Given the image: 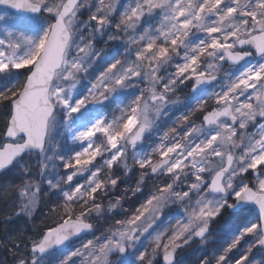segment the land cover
I'll return each mask as SVG.
<instances>
[{"label":"snow or ice","instance_id":"snow-or-ice-1","mask_svg":"<svg viewBox=\"0 0 264 264\" xmlns=\"http://www.w3.org/2000/svg\"><path fill=\"white\" fill-rule=\"evenodd\" d=\"M0 6V110L7 114L0 172L22 173L12 186L17 215L31 217L41 195L26 158H37L40 181L60 198L50 209L54 223L26 255H17L19 243L8 246L14 264H114V256L116 264H156L158 256L175 264L177 249L204 239L225 209L250 208L256 222L229 229L231 242L203 264H257L253 248L264 250V0H0ZM106 34L124 48L122 59L97 49ZM188 84L193 95L186 105L195 106L158 132L161 117L179 103L171 96ZM118 100L119 115L109 118L103 110ZM197 113L199 123L192 119ZM130 152L140 170L132 195L148 177L163 179L96 236L91 217L103 213L99 201L118 186L117 171H132ZM123 198L108 211L122 208ZM88 233L93 238L82 240ZM245 237L252 241L240 250ZM74 239L82 242L70 249Z\"/></svg>","mask_w":264,"mask_h":264},{"label":"rangeland","instance_id":"rangeland-1","mask_svg":"<svg viewBox=\"0 0 264 264\" xmlns=\"http://www.w3.org/2000/svg\"><path fill=\"white\" fill-rule=\"evenodd\" d=\"M128 0H120L121 4H126ZM3 8L0 7V12H3ZM123 9L121 8L120 11ZM9 11V10H8ZM11 12V11H9ZM82 19H87V13H84L82 16ZM114 30H110L108 34H112ZM96 47L98 50H103L102 55L103 56H115V55H120L122 58L123 56L121 55L124 51V48L121 46L119 41H109L107 39V34L103 38H98L96 42ZM226 70V69H225ZM189 85H179L177 87V91L171 96L172 100H179V103H177L175 106L171 107L170 110L167 111V115L162 116L160 121H159V128L158 132L162 133L164 131H167L169 128L176 126V123L173 122L171 124H168V121L170 120H175L177 116L181 113V111L186 108L189 105H186V101L192 96L191 93H185L181 91L189 90ZM143 87V85H141ZM193 101L192 103H194ZM211 102V101H210ZM119 104V100L116 103L111 104L109 107L104 108V113H106L109 118L112 117L113 114L119 115V112L117 111V105ZM156 136L155 134L152 137V140H155ZM61 140L63 141V137H61ZM152 140L146 141V144H150ZM68 147H72L70 144V137H69V143ZM27 159V158H26ZM29 161L27 160L26 162L31 166V175L32 179L35 182L40 183L41 185V195L43 193L48 194L50 191L47 190V184L44 182H41L38 176L39 169L37 167L38 160L35 156H32ZM130 168H132V171L128 172L126 175L124 174V169L120 168L117 171V175L120 176V182L118 186L116 187L115 190L110 191L108 195H111L113 193L118 194L119 197H124L121 201V204L123 205L122 208L118 207L115 211H108V204L110 202H115V200H108L107 205H104V211L101 215L95 216L93 215L91 217V221L94 226V234L96 236H100L103 233H106L111 226L114 225L115 221L117 219H124L125 218V212L124 209H127L128 212L130 213L134 207L138 206L140 203H142L148 194L151 191H154L155 187L162 181V177H148L144 184L142 185V192H137L136 195H132V192L130 190L135 189L137 187V182L139 180L140 176V170L136 167L133 166L132 160H131V152L129 153V160H128ZM59 171L63 172V169H60ZM118 172L120 174H118ZM12 173V177L8 178L7 181L3 184L0 185V217H3L6 215L7 217L13 214V211L15 208H18L19 205V198L17 195V190L12 187L14 185H17L21 183L22 181V173L20 172L18 167H14L8 174ZM122 174V175H121ZM6 176V175H5ZM250 179V180H248ZM248 181H252V174L249 173L247 176ZM80 182H83V178H80ZM4 203V207L3 206ZM40 203V199H39ZM37 207L34 209L33 213ZM229 209H225L222 214L217 217L215 220H213L210 225H209V231L207 234V237L204 241L200 238H193L188 244L182 245L179 249H177L175 254H178L176 257L175 264H203L204 259H211V253L209 254L210 257H208V253L210 250H213V248L218 244V235L220 233V228H217L214 232L211 230L217 223H220L225 225L228 224V222H232V217L233 215L227 214ZM18 211V209H17ZM167 211V210H166ZM245 214L249 215V213H255L253 209H249L247 211H243ZM173 215H175V212H173ZM256 217H258L256 215ZM176 218H180L179 216H176ZM19 220V219H18ZM257 220V219H256ZM256 222V221H254ZM167 224V221L165 222ZM172 223H175V219L172 220ZM240 224H247V223H238ZM93 234H87L82 237V240L86 239H92ZM9 239V238H8ZM81 239H77L73 241L70 245L69 248H74L77 247L81 244L82 242ZM246 240H249V237L246 238ZM250 241H252V238L250 237ZM9 241H7V244ZM146 247H150L145 243ZM183 251H186L187 253H184ZM22 254V253H21ZM179 254L181 255L180 257ZM189 257L191 261H188L186 259ZM118 256L113 257V262L116 264V260L118 259ZM253 258L257 262V264H264V252L259 250V248H253ZM162 256L157 257V263H162Z\"/></svg>","mask_w":264,"mask_h":264},{"label":"trees","instance_id":"trees-1","mask_svg":"<svg viewBox=\"0 0 264 264\" xmlns=\"http://www.w3.org/2000/svg\"><path fill=\"white\" fill-rule=\"evenodd\" d=\"M116 58L122 57L118 54L115 55ZM191 84L189 85V90L181 91L185 93H190ZM211 103V102H209ZM195 106V102L191 105L184 108L181 113L177 116L175 120L168 121V124H171L173 122L177 123L179 118H181L183 115H187L190 108ZM199 113L196 114L195 117H192L193 120H195L196 123H199ZM7 119L6 111L0 110V135L3 133L4 129V123ZM29 161L30 159H26V161ZM118 174H120L118 172ZM122 175V174H121ZM12 177V173L7 174L6 176L2 177L0 179V185L5 183L8 178ZM250 180V179H248ZM118 194H111L107 197L103 198L101 201L102 204L107 205L108 200H116ZM60 198L58 194H53L51 191L48 194H44L40 197V203L37 206V209L32 214L31 217H27L23 214L17 215V209L15 208L13 211V214L10 216L4 215L3 217H0V264H14L13 253L11 250H9L8 246L13 243H19L20 248L17 253V255H26L28 252V246H30V243L32 240L37 239L42 231L48 227L51 226L56 217L55 215L50 211V209L59 202ZM4 206V203H3ZM6 207V206H4ZM229 215V212L227 213ZM19 219V220H18ZM257 217L254 213H249V215L245 214L244 212L235 215L232 217V223L228 222V224H221L217 223L211 230L214 232L217 228H220V233L217 234V242L218 244L213 248V250H210L208 253H211V256L217 254L220 252L223 247L227 246V243L231 242L232 236L229 233V229L234 228L238 223H249L256 221ZM9 238V239H8ZM247 237H245L244 240L241 241V244L239 246L240 250H246L248 247V244L251 242L250 237L249 240H246ZM7 241L9 243L7 244ZM184 253H187L186 251H183ZM22 253V254H21ZM239 253L234 250L233 255H238ZM178 255V254H177ZM181 255L179 254L178 257ZM188 261H193L189 257H187ZM161 264V263H157Z\"/></svg>","mask_w":264,"mask_h":264},{"label":"water","instance_id":"water-1","mask_svg":"<svg viewBox=\"0 0 264 264\" xmlns=\"http://www.w3.org/2000/svg\"><path fill=\"white\" fill-rule=\"evenodd\" d=\"M0 7L4 9L5 6H0ZM10 11H13V10H10ZM13 168H14V167L9 168L8 170H5V171L0 172V178H1L3 175H5V174H7L8 172H10ZM152 177H154V176H152ZM250 209H253V210L255 211L256 215L258 216V212H257V210H256L255 208H250ZM230 213H231V214H239V213H241V212H234L233 210L230 209ZM88 234H90V233H88ZM86 235H87V234H86ZM84 236H85V235H84ZM75 240H77V239H74L73 241H75ZM73 241H72V242H73ZM260 250H261V249H260ZM261 251L264 252V250H261ZM162 264H163V262H162Z\"/></svg>","mask_w":264,"mask_h":264},{"label":"flooded vegetation","instance_id":"flooded-vegetation-1","mask_svg":"<svg viewBox=\"0 0 264 264\" xmlns=\"http://www.w3.org/2000/svg\"><path fill=\"white\" fill-rule=\"evenodd\" d=\"M206 237H207V234L205 235V238H204V239H202V241H204V240L206 239Z\"/></svg>","mask_w":264,"mask_h":264},{"label":"bare ground","instance_id":"bare-ground-1","mask_svg":"<svg viewBox=\"0 0 264 264\" xmlns=\"http://www.w3.org/2000/svg\"><path fill=\"white\" fill-rule=\"evenodd\" d=\"M163 261V260H162Z\"/></svg>","mask_w":264,"mask_h":264}]
</instances>
